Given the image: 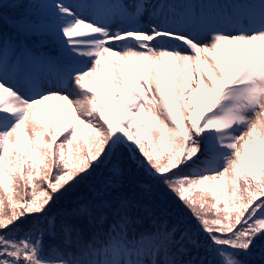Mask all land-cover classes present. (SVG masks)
Instances as JSON below:
<instances>
[{"label": "snow or ice", "instance_id": "6c2138e0", "mask_svg": "<svg viewBox=\"0 0 264 264\" xmlns=\"http://www.w3.org/2000/svg\"><path fill=\"white\" fill-rule=\"evenodd\" d=\"M0 264H264V0H0Z\"/></svg>", "mask_w": 264, "mask_h": 264}, {"label": "trees", "instance_id": "16d2710c", "mask_svg": "<svg viewBox=\"0 0 264 264\" xmlns=\"http://www.w3.org/2000/svg\"><path fill=\"white\" fill-rule=\"evenodd\" d=\"M5 2H8V0H5ZM5 11H7L9 15L14 14V13H13V10H12L11 8L6 9ZM139 178L142 179V177H139ZM193 195L195 196L196 193H193ZM162 198H163V199H167L168 202H169V204H170L173 208H175L176 206L179 205V202L176 201L175 198L171 196V194H167L166 196H163ZM181 207H182V206H181ZM183 213H184L185 218L191 219V214L188 212L187 209H183ZM192 223L195 224V220H192Z\"/></svg>", "mask_w": 264, "mask_h": 264}, {"label": "rangeland", "instance_id": "374dc122", "mask_svg": "<svg viewBox=\"0 0 264 264\" xmlns=\"http://www.w3.org/2000/svg\"><path fill=\"white\" fill-rule=\"evenodd\" d=\"M58 104H59L58 101H55V100L50 101V102H49V106H50V107H49V111L52 112V113L54 114L55 109H56V107L58 106Z\"/></svg>", "mask_w": 264, "mask_h": 264}]
</instances>
